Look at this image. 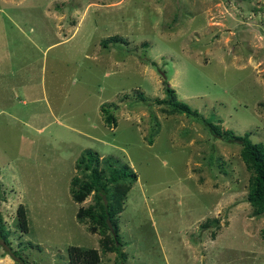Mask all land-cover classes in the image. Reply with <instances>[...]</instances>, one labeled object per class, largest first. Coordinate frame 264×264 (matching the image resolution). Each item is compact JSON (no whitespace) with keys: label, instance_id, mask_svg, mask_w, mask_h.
<instances>
[{"label":"rangeland","instance_id":"374dc122","mask_svg":"<svg viewBox=\"0 0 264 264\" xmlns=\"http://www.w3.org/2000/svg\"><path fill=\"white\" fill-rule=\"evenodd\" d=\"M162 78L264 144V0H0V264H67L69 245L96 264H264L239 142L168 113ZM87 147L137 175L117 213L123 259L74 215L92 200L68 190Z\"/></svg>","mask_w":264,"mask_h":264},{"label":"trees","instance_id":"16d2710c","mask_svg":"<svg viewBox=\"0 0 264 264\" xmlns=\"http://www.w3.org/2000/svg\"><path fill=\"white\" fill-rule=\"evenodd\" d=\"M112 42L120 36H109ZM103 43H105L103 41ZM164 93L168 104V113L183 112L193 116L202 122L213 135L223 137L226 140L239 142V155L250 172L245 193L249 203L251 215H258L264 211V144L261 141H252L248 133L235 134L229 128H221L208 117H203L196 109L191 108L186 102L177 98L173 87L162 78ZM139 95L142 94L139 92ZM158 101H163L159 98ZM105 122L113 121V115L102 108ZM75 173L69 179V193L74 201L82 199L91 193V202L85 206L79 205L75 211V218L87 223V229L99 234L98 244L101 251H113L115 255L123 259L125 254L120 248L121 235L117 224V213L122 209L125 193L136 179V173L125 162H118L112 155H99L91 148H84L74 161ZM16 225L21 230L26 229L24 208H16ZM205 224V223H203ZM8 230L0 217V239L6 241ZM67 264H96L98 252L94 247H82L69 245L66 248Z\"/></svg>","mask_w":264,"mask_h":264}]
</instances>
